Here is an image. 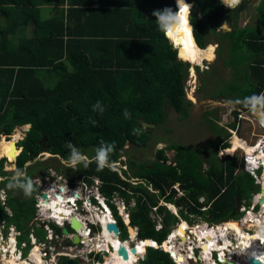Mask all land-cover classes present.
Listing matches in <instances>:
<instances>
[{"label": "trees", "instance_id": "1", "mask_svg": "<svg viewBox=\"0 0 264 264\" xmlns=\"http://www.w3.org/2000/svg\"><path fill=\"white\" fill-rule=\"evenodd\" d=\"M186 1L192 6L190 21L197 46L204 49L216 43L218 57L230 69L231 78L215 94L235 105L236 116L237 109L250 108L243 103L246 97L264 93V0H239L232 7L221 0ZM254 3L253 23L240 25L242 11ZM44 6H53L54 12L43 16ZM166 7L175 11L174 0H0V134L30 124L17 143L22 149H17L14 171H5V158H0V175L5 176L0 186L6 189L4 205L11 211L8 216L0 202V218L25 231L39 190L32 176L43 177L51 165L39 161L38 155L45 151L70 160L69 143L89 163L75 168L54 165V169L70 180L99 178V190L116 218L121 239L127 231L109 201L115 193L125 202L134 198L129 218L137 227V237L157 243L166 238L169 224L178 220L159 205L163 225L155 229L148 213L160 199L182 206L178 216L187 219L186 209L208 223L238 218L236 198L250 204L258 185L243 171L237 155L218 156L219 148L229 147V134L214 121L218 137L207 156L200 148L180 143L157 149L148 165L126 153V145L147 144L150 127L142 128L138 119L159 125L166 107L184 118L192 105L184 91L188 62L179 53L185 61L177 58L152 15ZM222 24L227 28H217ZM109 145L108 162L99 168L97 149ZM165 149L174 150L171 162L175 164L167 163ZM124 154L127 169L120 173L110 163ZM29 181L32 191L25 195L23 186ZM175 182L182 195L175 196L171 187ZM203 205L207 208L201 210ZM147 255L152 264H173L159 248L148 247ZM58 264L70 263L61 256Z\"/></svg>", "mask_w": 264, "mask_h": 264}, {"label": "built area", "instance_id": "2", "mask_svg": "<svg viewBox=\"0 0 264 264\" xmlns=\"http://www.w3.org/2000/svg\"><path fill=\"white\" fill-rule=\"evenodd\" d=\"M176 10V0H174ZM190 4V3H188ZM167 36V34H165ZM194 75L189 74L188 78L186 79V82L189 84V86L194 85L193 79ZM250 115L253 117V120L256 121L257 126L261 129L260 132L257 134H253L255 136V139L248 145H250V149L253 150L257 145H259L258 148V159H254V155L246 153L244 151L241 154V165L242 169L244 171H248L253 179L254 183L259 186V189L252 195V201L249 205H245L244 203H240L239 205V212H242L241 216L236 219H229L234 220L239 223L241 232L245 233L249 236H255L254 234L258 231H261V229L258 228V225H255L256 223L250 221L251 218L258 220V216H264V207H262V204L259 202L261 196L264 195L263 191V184L264 181V164L262 163L264 159V111L259 110L256 112L255 110L249 109ZM240 116V114H238ZM249 122L253 123L251 119H248ZM232 131V130H231ZM234 133V131H232ZM252 134V133H251ZM59 158V157H58ZM61 163L65 165H69L72 168H75V166H72L70 161L67 162L66 160L59 159ZM115 164V163H114ZM259 164H261L259 166ZM113 166V164H111ZM256 167V169H255ZM4 169V167H3ZM5 170V169H4ZM17 175V173L15 174ZM40 181L43 183L41 187H38V192L34 194V207L35 211L31 219L27 222V227L25 231L17 229V227L14 225V223L7 222L6 219L0 218V250L1 252L5 254H9L11 251L21 260H24L26 264H58L59 259L61 256H65L68 259H72L76 261V264H105V257H109V253L111 250V245H109L108 250L105 249L104 243H94V241L97 238V235L99 233L102 234L103 228H106V223L103 224L99 221L97 215H89L88 213H82V212H76L78 209L76 203H75V193L78 191L79 185H81L82 188V195L84 196V199L82 200V204L84 206L83 210H88L89 207L91 208H97L99 209V212L101 213V210L109 209L107 206H105L102 202V200H105L106 198L103 195L98 194V186L100 184L99 178L95 176H88V179L91 181L90 187H87V180H85V177L80 178H74L73 180H70L67 176L57 172L53 167H48L46 169V173L43 175V177L38 176ZM3 179V176L0 175V180ZM59 179L58 181H56ZM34 181V180H33ZM38 181V180H37ZM47 181V182H45ZM175 190L182 193V190L178 188L177 183L173 185ZM59 191L61 194V197L66 205L71 208V210L74 211L73 216H76L78 220L82 223V228L74 230H69L66 234L55 231L51 224L56 225L59 229H61L63 226H66L67 224H70V215L64 218H58L56 217L52 211L47 212V205H44V199L46 197L49 198V201L53 198V195L55 192ZM157 192V190H153ZM94 192V197L97 198V201L101 204V206L94 205L90 202L89 196L90 193ZM42 193L46 194V197H42ZM119 198L117 193L113 194L110 199L115 201V199ZM110 201V200H109ZM0 202L4 205L5 203V191L3 187H0ZM113 202V201H111ZM125 201L121 200L120 207L128 209V201L126 204H123ZM114 205L117 206L118 215L121 219H123L125 216H129V210L128 212L122 214L119 211V204L117 202H113ZM161 205L157 203V205H154L149 210L150 218H155V229H160L162 227V216L163 213L158 212V206ZM100 207V208H99ZM207 208L206 205H203L200 207L201 210H204ZM4 209L8 216L11 215L10 209H8L4 205ZM256 210V211H255ZM82 211V210H81ZM255 212H257V216H255ZM162 214V215H161ZM178 216V215H177ZM179 222H184L186 226V241L185 243H182L179 239V236H175L176 243L181 247H183V250L185 252L183 255V264H209V261H212L215 264H224L226 260L232 261L234 264H242L243 262L245 264H248L249 258L247 259V256L242 259V257H239L235 255V248L237 246L236 242V233L232 228H225L224 232L228 230L230 232V247L228 248V243L226 245L223 244V241H217L214 240L213 242L207 241L205 238H202L200 240H195L194 244H189L190 238H189V231L190 228H188V224L186 220ZM224 221H222L223 223ZM113 223L116 224V220L113 218ZM204 227L208 230H215V227L218 225L215 224H209L206 221L203 222ZM206 223V224H205ZM221 223V222H219ZM226 223V222H225ZM178 224V223H176ZM198 224H195V228ZM134 227V226H133ZM257 227V228H255ZM174 228V227H173ZM173 228L170 230V233L166 235L165 240H167L173 230ZM261 228V227H260ZM84 229H86L84 231ZM217 229V228H216ZM107 230V229H106ZM230 230V231H229ZM92 231L95 232V237H92ZM76 233L79 237V241L77 243H72L71 239L73 234ZM120 232H118L117 236H119ZM137 231L135 230L136 237ZM227 236V235H226ZM229 236V235H228ZM21 237V238H20ZM103 238V235L101 236ZM128 240V239H127ZM231 240H235L232 242ZM261 241L258 237L251 238L250 241L247 240V243L245 244V248L249 249L253 245V243ZM192 242V241H191ZM193 243V242H192ZM205 243L207 244L210 249L208 250L206 259L203 257V249L201 247V244ZM251 243V244H250ZM109 244V243H108ZM107 244V245H108ZM217 246V247H216ZM224 247V248H221ZM171 249L168 248L167 253L169 254ZM255 250V249H252ZM256 249L255 251H257ZM229 252V253H228ZM37 255V257L35 256ZM237 256V258L235 257ZM39 257V258H38ZM173 264H176L175 257L170 256ZM209 257V259H208ZM207 262V263H205ZM136 264H144L143 258L141 255L137 256L136 258ZM211 264V263H210ZM251 264V263H250ZM264 264V263H263Z\"/></svg>", "mask_w": 264, "mask_h": 264}, {"label": "rangeland", "instance_id": "3", "mask_svg": "<svg viewBox=\"0 0 264 264\" xmlns=\"http://www.w3.org/2000/svg\"><path fill=\"white\" fill-rule=\"evenodd\" d=\"M254 5L255 3L249 5V7H247L245 10L242 11L240 18H239L240 25H243L244 23H253L254 18H255ZM217 28L226 29L227 26L226 24H222V25L217 26ZM210 44L213 46L212 52H209L208 48L206 47L207 45H210ZM207 45L205 46L207 48V50L206 49L204 50L205 52H202L203 50L200 51V60L198 62H193V63L191 62L192 65L198 64V66L197 68L194 67L195 65L192 66L193 70H195L194 71V75H195L194 90L193 91L190 90L189 87H186V85L184 89L185 92L187 93V95L185 94L186 97H188V93H191L193 95V99L189 97L187 98L192 102V105L189 108L188 115L184 118H180L178 114L171 107H166V116H165L164 121L159 125L151 126L150 129L148 130L149 138H148L147 144L143 147H136V146L127 147L126 148L127 154H129L130 156H132L138 161H146L148 165L150 161L154 159V155L157 149L164 147L165 145L169 143H180V144L187 145L190 147L200 148V150L202 151V155L207 156L209 154L213 140L218 137L215 131V128L211 124V121H214L217 125L225 129L229 134L227 141L230 145L229 147H226V148H219L217 152L218 156H221L222 154H225V153H229V154L237 155L238 159H240L241 154L244 152V149L241 146H239V148L238 147L235 149L233 148L236 140L241 138L245 141V143L247 142L246 144L248 145L249 142L251 143L255 139L254 135L261 131V129L257 126L256 122L251 119V115L249 113L243 112L241 113V116H244V115L248 116L253 121V123L251 122L248 123L247 121L243 119H239V116H236V118H234L235 116L231 113V110L232 108L235 107V105L232 104L227 97L215 94L218 91V89H220L225 84L224 82L228 81L231 78V72L227 66L222 64L220 57H218L217 52H216L217 50L216 43L210 42ZM189 68H191L190 65L187 67V76L189 74V71H188ZM203 79H205L206 81L204 82ZM231 123H234V126H230ZM27 126L28 124H24L22 126L15 127L12 133L14 131L19 132L21 134V137H23L24 130L27 128ZM231 129L232 131L234 130L236 131L235 135L234 133H232ZM1 136L8 138L10 134L8 135L0 134V137ZM232 148L233 150H231ZM164 153L167 155V160L171 161L174 150L165 149ZM2 156L3 155H0V158H2ZM15 158L11 161L5 159V161L3 162V167L5 171H8V172L14 171L13 169L15 168V163H14ZM38 159L39 161L50 163L51 165L49 167L62 164L61 161L57 157L49 156V153L45 151L40 152V154L38 155ZM66 161L69 162L70 160H66ZM33 163L34 161H28L26 164L32 165ZM115 163L116 165H114L113 167L117 168L118 171L119 170L122 171L121 169H119L120 166H121L120 168L125 167L124 169H127L126 154L123 155L122 160L120 157L118 161ZM111 164H114V163H111ZM12 176H15V175L12 174ZM131 179H135V178H131ZM31 180L32 181L34 180V182L39 187H41L43 184L36 174L32 176ZM58 180L59 179H57L56 181ZM182 194H183V191L181 194L180 192H178V196ZM121 200L122 199L120 197L119 198L116 197L115 201L112 200V198L110 199V201H113L114 203L117 202L119 204V211L122 214H124L125 212L127 213L130 207L134 205V198H131L128 201V209L126 208L122 209L120 207ZM251 201H252V198H251ZM158 203L161 205H164L166 210H168L173 215H179V211L182 209V206H177L175 204L173 205L172 203L163 201V199H160ZM123 204H126V202H124ZM116 209H117V206H116ZM80 212L83 213V211H80ZM162 212L164 213V211ZM183 212L184 214L188 216V218L185 219L181 216H177L178 220L176 223L178 224L170 223L169 228L171 230L174 227L172 231L174 230L177 231L178 229L177 227H179L178 225L180 224L179 221L186 220L188 224V228L191 229L189 232L190 234H188L190 240L194 241V238L197 240L198 238L196 236L198 235H196V233L194 232V228H195L194 226L195 224L196 225L198 224L197 226L198 228L205 226L203 223L205 220L202 218L201 215L187 213L186 209H184ZM238 213L240 217L242 212L238 211ZM255 216H257V212H255ZM148 217L149 218L151 217L149 213H148ZM261 217L258 216L257 218H261ZM150 219L155 224V218H150ZM223 221H224L223 223L222 221L221 223H219L220 221L216 222L218 226L215 227V230L218 231L220 227L225 226L226 224L225 222L230 221V220L226 219ZM209 224H215V223H208L207 225ZM66 227L70 229L68 226ZM260 227L261 225H258V228L261 229L262 232L264 233V227H261V228ZM134 229L137 231L136 226H134ZM186 234H187L186 227L181 231V233L178 234L179 239L182 243H185L186 241V238H187ZM225 234H227V237L230 238V232H228V230L225 232ZM119 237L121 238L120 234H119ZM137 238L138 237L136 235V239ZM237 240L238 239L236 238L237 246L235 248V253H236L235 255H238L240 259V257L242 256L239 253ZM231 241L234 242L235 240H231ZM121 242L123 243L122 247L124 249L126 248V251L129 250V249L127 250L128 246L129 248H132V247L135 248V245L130 246L131 242L129 241H128L129 243L128 245L124 244V240H122ZM175 243H176V239H175ZM109 245L111 244L109 243L108 247ZM176 246L177 248H181L182 251L185 252L182 246L180 247L177 243H176ZM108 247L106 250H108ZM112 249H113V245H111V250L109 253V259H110L109 264L116 263V259L114 258ZM262 250L263 248L261 247V251ZM235 257L237 258V256ZM131 263L136 264V261L134 263L133 262ZM242 264H245V263L243 262Z\"/></svg>", "mask_w": 264, "mask_h": 264}, {"label": "bare ground", "instance_id": "4", "mask_svg": "<svg viewBox=\"0 0 264 264\" xmlns=\"http://www.w3.org/2000/svg\"><path fill=\"white\" fill-rule=\"evenodd\" d=\"M167 36L170 38L171 42L174 44L175 47H176V45H178L177 54L179 53V55L183 59H185L189 62H192V63L198 62L200 60V51L201 50H203L202 52H205L204 50L205 49L207 50V48H208L209 52H212V50H213L212 45H209V46H207V48H204V49L200 48L201 49L200 50L199 47L197 46V44L195 43L192 35H191V30H189V28L185 27L183 21L174 30H169ZM190 71L194 75V70L192 67H191ZM188 96H189V98L193 99V95L191 93H188ZM20 138H21V134L19 132H16V131H14L12 134H10V136L8 138L1 136L0 137V155L5 156L9 161L13 160L15 158L16 152H17V149L14 146V143H15V141L19 140ZM239 146L243 147V149H244V151H246V153L254 155V159H258L259 156H258L257 151H258L259 145H257L252 150L245 143V141L243 139L239 138L234 143L233 148L234 149L237 147L239 148ZM233 148L231 150H233ZM262 163L264 164V159H263ZM263 179H264V177H263ZM262 184L264 187V181L262 182ZM263 191H264V188H263ZM60 194L61 193L59 191L55 192L51 201H49V198H47V197L44 199L43 203H44V205H47V212L52 211V213L58 218H64V217H67L69 215L71 218L74 214V211L71 210V208L68 207V205H66L64 202L63 203L61 202V201H63V199H62ZM261 204H262V207H264V198H263ZM108 210L109 209L101 210V213H100L99 209L89 207V209L86 210V212L92 216L97 215L99 221L101 223L105 224L106 222H113V218H114L112 213ZM75 218H76V216H75ZM259 219L255 220V219L251 218L250 221H253L254 223H256L255 225H261V227H264V216H262ZM78 221L81 223L80 220H78ZM81 225H82V223H81ZM178 226L179 227H177L178 228L177 231L176 230L172 231L169 238L167 240H165L164 247L166 248L167 251H168V248L171 249L170 251L173 252V256L175 257L176 264H183L182 263V262H184L183 261V255L181 253H183L184 251H182L181 248H177L176 243H175V239H176L175 236H178V234L181 233V231L187 225L184 222H180V224ZM224 227L225 228H228V227L232 228L235 231V233H236L235 236L238 239L237 240L238 241V249H239L240 255L242 256V259H244L247 256V259L249 258V262H248L249 264L251 263L250 259L257 261V264H263L264 263V233L262 232V230L256 232L254 234L255 236L246 235L245 233L241 232L239 223L234 221V220L227 221ZM80 228L77 227V229H80ZM85 230L86 229H84V231ZM194 232L196 233V235H198V236H196L198 238V240L205 238L210 243L213 242L214 240H217V241L221 240V241H223L224 245H226L228 243V245H229L228 248L230 247V244H229L230 240L226 236L227 234H225L224 229L222 227H220L217 231V230H208L204 226H202L199 228H194ZM132 234L133 233L131 232L130 237H131L133 243L130 244V246L135 245V248H129V246H128L127 250L128 249L129 250L127 251V257H125V258L120 257V256L116 257V255H114V251H117L119 247H122V244H123L121 242L122 240H124L125 245L129 244L128 243L129 240L127 241L126 239H120L119 237H116L112 232L107 231L106 228H103L102 234L99 233V235H97V238L94 241V243L103 242L105 249H107L108 243L113 245V249H112L113 252L112 253L114 255V258L116 259L115 264H132L131 262L134 263L136 261L137 256H139L141 254L143 255L144 247L147 244L152 243V245H156V242H154V240H152V239H150V242L144 241L143 239L139 240V239H136L135 237H133ZM102 235H103V238L101 237ZM254 237H258L259 239H261V241H257L255 243H253V245H249L251 247L249 249H246L245 244L247 243V240L250 241V239L254 238ZM125 241H127V242H125ZM201 247H202L203 252H204L202 258L206 259L207 257H205V255H207L210 247L205 243H202ZM261 247L263 248L262 251H261ZM221 248H224V247H221ZM252 249H255V250L258 249V250L255 251ZM35 256L37 257L36 254H35ZM208 259H209V257H208ZM207 262H209V264L210 263L215 264L209 260ZM109 263H110V259H109V257L106 256L105 257V264H109ZM0 264H26V262L24 260H21L20 258L18 259V257L13 253V251H11L9 254H5V253L1 252V250H0ZM251 264H254V262H252Z\"/></svg>", "mask_w": 264, "mask_h": 264}, {"label": "clouds", "instance_id": "5", "mask_svg": "<svg viewBox=\"0 0 264 264\" xmlns=\"http://www.w3.org/2000/svg\"><path fill=\"white\" fill-rule=\"evenodd\" d=\"M221 2L224 4V6L226 7H232V6H235V4H238L239 3V0H221ZM189 2H187L186 0H176V5H177V10H176V6H175V11H173L170 7H166L164 9H159V10H154L152 12V15L156 17V21H157V24H158V27L164 32V34H167V32L169 30H174L176 27H178L180 25V23L183 21L185 27L189 28V30H191V35L193 37V34H192V30L194 31V29L192 28V25H191V21H190V17H191V3L188 4ZM175 4V3H174ZM166 36V35H165ZM168 38V40L170 41L172 47L175 49L176 51V56L178 59H181L178 54H177V48L174 46V44L171 42V40L169 39L168 36H166ZM194 39V37H193ZM195 41V40H194ZM196 43V42H195ZM197 44V43H196ZM201 48V47H200ZM183 60V59H181ZM185 61V60H183ZM188 62V66L190 65L191 67L193 65H195L194 67L197 68L198 64H193L189 61H186ZM191 68L188 69L189 71V74L191 73L190 71ZM195 71V70H194ZM188 74V75H189ZM192 74V73H191ZM188 78L187 74H186V79ZM186 79H185V82H184V89H185V85L186 87H189L190 90H194V87L195 85L193 86H189V84L186 82ZM194 79H195V75H194ZM195 83V82H194ZM185 91V90H184ZM185 94L187 95V93L185 92ZM185 95V96H186ZM188 98V97H186ZM236 103H241V101H236ZM243 103H245L246 106L250 107L252 110H257L259 108V110H262L260 108H264V93H260L259 95H252L250 97H246L245 100L243 101ZM249 108V109H250ZM249 109L247 110H241V109H237V114L236 116H238V114H240L239 116V119H243L245 121H247L249 123V120L250 119L248 116H241V113L243 112H246V113H249ZM258 110V111H259ZM256 111V112H258ZM264 111V110H263ZM231 113H232V110H231ZM233 114V113H232ZM250 114V113H249ZM234 115V114H233ZM236 116L234 118H236ZM251 119L253 120V117L251 116ZM256 122V121H255ZM264 122V121H262ZM232 130V129H231ZM26 131V130H24ZM235 130H234V135H235ZM6 135V134H5ZM24 135V133H23ZM22 138V137H21ZM20 138V139H21ZM19 139V140H20ZM247 143V142H246ZM249 144V143H248ZM69 148L71 149V155H70V163L72 166H75L76 164L78 163H84L85 166H87V164L89 163V158L85 155H83L80 151H78L72 144L69 143ZM128 145L125 146V148H127ZM250 146V145H249ZM112 151V146L109 145L108 147H101L99 149H97V154H96V157H95V160L98 164V167L99 168H103L106 166L107 162H108V155L109 153ZM49 156H52L50 153H49ZM4 157L5 159H7L5 156H2ZM58 158V157H57ZM123 158V155L121 156V160ZM59 159V158H58ZM8 160V159H7ZM64 160V159H63ZM68 162V161H67ZM117 162V161H116ZM171 161H167V163H169ZM259 162V159L258 161ZM112 163H115V162H112ZM120 163V161H119ZM239 163H240V166L242 168V165H241V159H239ZM171 164H175L174 162H171ZM116 165L113 164V166ZM118 165V164H117ZM261 164H259L260 166ZM111 166V163H110V167L114 170H117V168ZM71 167V166H70ZM121 167V166H120ZM119 169H124L125 167L123 168H120ZM256 169V167H255ZM14 170V169H13ZM120 171V170H119ZM244 171V170H243ZM245 172H248V171H245ZM121 173V171H120ZM249 173V172H248ZM250 174V173H249ZM122 175V174H121ZM251 175V174H250ZM252 176V175H251ZM96 177V176H95ZM1 181V180H0ZM34 182V181H33ZM35 183V182H34ZM177 183V182H175ZM174 183V184H175ZM173 184V185H174ZM91 184V181L88 182L87 181V187L89 188ZM100 185V184H99ZM173 185L171 186L173 189H175L173 187ZM178 185V183H177ZM37 186V185H36ZM179 187V185H178ZM24 188V192H25V195H29L32 191V183L29 181L27 184H25L23 186ZM78 191L75 193V203L78 207L79 210H82L84 209V206L82 204V200L84 199V196L82 195V186L79 185L78 187ZM258 189H259V186H258ZM182 190V189H180ZM176 191V190H175ZM98 194L102 195V193L100 192L99 190V186H98ZM94 192L90 193V196L88 197L90 202L93 203L94 205H98V206H101V204L97 201V198L94 197ZM176 196L177 195V191H176ZM199 202H202L204 200V198L202 196L199 197ZM103 204L105 206H107L110 211H111V208H110V205L109 203L107 202V199L105 200H102ZM113 204V203H112ZM114 205V204H113ZM174 205V204H173ZM207 206V205H206ZM112 212V211H111ZM113 215V214H112ZM54 225V224H53ZM133 226V225H132ZM120 232V231H119ZM120 238V237H119ZM121 239V238H120ZM124 239H127L124 238ZM139 239V238H137ZM140 240V239H139ZM165 240V239H164ZM131 244V243H130Z\"/></svg>", "mask_w": 264, "mask_h": 264}, {"label": "water", "instance_id": "6", "mask_svg": "<svg viewBox=\"0 0 264 264\" xmlns=\"http://www.w3.org/2000/svg\"><path fill=\"white\" fill-rule=\"evenodd\" d=\"M169 39H170V38H169ZM258 110H259V108H258L256 111H258ZM138 121H139V123H140V125H141L142 128H145V127H147V126H148V127H151V126L154 125L153 123H147V122L143 121L142 119H138ZM29 126H30V124H28V126H27V128H26L25 130H27V129L29 128ZM17 143H18V140L15 141L14 146H15V147H19V151H20V150L22 149V147L18 146ZM18 153H19V152H18ZM18 153H17V154H18ZM42 197H46V194L42 193ZM263 198H264V195L261 196V198H260V200H259L260 203H262ZM239 205H240V200H239L238 198H236V200H235V205H234V211L238 212ZM122 223L125 225V228H126V231H127V239H128L131 243H133V242H132V239H131L130 236H131V232H132V233H133L132 235H133V237H134V235H135V229H134V227L132 226V224L130 223V218H129V216H125V217L122 219ZM81 226H82L81 223L75 218V216H72L71 219H70L69 227H70L72 230L75 231V230L77 229V227L80 228ZM105 226H106L107 231L112 232L116 237H119V236H117V234H118V232H119V229H118V227H117V224H115V223H113V222H107ZM81 228H82V227H81ZM61 232L64 233V234H66V233L68 232L67 227H66V226H63V227L61 228ZM135 238H136V237H135ZM143 240H144V241H148V242H150V239H149V238H143ZM78 241H79V237H78V235H77L76 233H74L73 236H72L71 242H72V243H77ZM154 242H156V241L154 240ZM164 242H165V240H162V241L160 242V244L156 242V245H152V243H149V244H147V245L144 247V253H143V255L141 254V256H143L142 258H143V263H144V264H152L151 260L148 258V255H147V248H148V247H152V248H158V247H160V249H161L162 251L167 252L166 248L164 247ZM132 248H133V247H132ZM114 255H116V257H119V256H120V257H124V258H125V257H127V251H126V249H124L123 247H119L117 251H114ZM169 255H170V256H173V252L170 251V252H169ZM70 262H71V260L68 259V263H70ZM250 262H251V263H252V262H255V264H257V261H254L253 259H250ZM224 264H234V263H233L232 261H228V260H226V261L224 262Z\"/></svg>", "mask_w": 264, "mask_h": 264}, {"label": "flooded vegetation", "instance_id": "7", "mask_svg": "<svg viewBox=\"0 0 264 264\" xmlns=\"http://www.w3.org/2000/svg\"><path fill=\"white\" fill-rule=\"evenodd\" d=\"M189 97V96H188ZM19 147H16V149H18ZM13 175H15L14 173H12ZM122 177H123V175H121ZM11 177H17V175H15V176H12L11 175ZM3 178H5V176H3ZM32 181V180H31ZM33 182V181H32ZM3 188H4V186H2ZM4 191H5V198H6V189L4 188ZM93 204V203H92ZM115 206V209H116V205H114ZM81 210H79V209H77L76 210V212H80ZM82 211H83V213H85L84 211L85 210H83L82 209ZM108 211H110V209L108 210ZM112 211V210H111ZM110 211V212H111ZM118 211H117V209H116V213H117ZM112 214H113V212H111ZM89 214V213H88ZM118 214V213H117ZM113 216H114V214H113ZM114 219L116 220V218H115V216H114ZM229 219H233V218H229ZM116 224H117V221H116ZM66 226H68L69 227V224H67ZM117 227H118V229H119V226H118V224H117ZM70 228V227H69ZM160 229H162V227L160 228ZM69 230H71V228L69 229ZM191 230V229H190ZM190 232V231H189ZM95 232L94 231H92V237L94 238L95 237ZM154 240V239H153ZM196 239L194 238V241H195ZM193 243H192V242ZM194 241L193 240H190L189 241V244H194ZM160 244V243H159ZM159 249H160V247H158ZM71 260V262H70V264H72L73 262L76 264V261L75 260H72V259H70ZM194 264V263H193Z\"/></svg>", "mask_w": 264, "mask_h": 264}, {"label": "crops", "instance_id": "8", "mask_svg": "<svg viewBox=\"0 0 264 264\" xmlns=\"http://www.w3.org/2000/svg\"><path fill=\"white\" fill-rule=\"evenodd\" d=\"M54 12V8H53V6L51 7V6H44L43 8H42V15L43 16H47V15H50L51 13H53ZM99 26H101L100 24H98ZM211 45V44H210ZM207 46H209V45H207ZM206 46V47H207ZM205 47V48H206ZM200 49V48H199ZM201 50V49H200ZM63 164V163H62ZM62 174V173H61ZM98 178V177H97ZM68 229V228H67ZM59 232H61V229H60V231Z\"/></svg>", "mask_w": 264, "mask_h": 264}]
</instances>
